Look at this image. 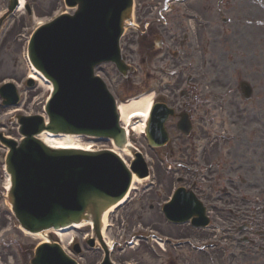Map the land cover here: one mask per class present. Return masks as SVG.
Here are the masks:
<instances>
[{"label": "water", "instance_id": "95a60500", "mask_svg": "<svg viewBox=\"0 0 264 264\" xmlns=\"http://www.w3.org/2000/svg\"><path fill=\"white\" fill-rule=\"evenodd\" d=\"M74 1L80 2L76 15L64 16L50 24L47 29L39 30L29 50L35 67L53 81L55 86L53 98L48 105L52 120L51 127L61 132L88 130L101 136L115 135L119 132V128L114 105L104 86L94 78L92 70L95 64L117 55V40L121 33L119 25L121 20L129 17L130 2L129 0H73L72 2ZM21 124L23 134L29 138L22 144V156L19 157L17 150L12 147L10 156L13 163L22 160L20 169H24V164L31 157L26 151L33 150L42 155L52 169L68 170L73 165L81 164L82 169L77 176L87 183L88 188L81 193L83 197L80 199L85 197L84 201L75 195L78 199L77 205L83 204L86 210L100 212L116 202V198L101 184H106L111 178L119 187L118 192L127 187L130 174L125 169H117L112 163H109V166L113 170L103 168L101 165L98 167L91 157L94 155L89 153L69 156L62 152L46 150L38 140L30 138L33 130L28 129V121L23 119ZM10 163L13 169L14 164ZM52 174L53 172L43 177L38 183L34 181L29 190L26 183L20 180L13 186L14 207L27 226L33 230L37 226L32 224L29 217L31 216L29 209L34 208L31 203L28 206L29 198L33 195L34 189L44 185L45 179L55 183L59 174L54 173L53 180ZM61 203L62 197L56 204V216L49 218L46 223L57 224L67 221L69 215L71 216L69 219L76 216L79 218L78 214L83 212L76 213L73 210L66 212Z\"/></svg>", "mask_w": 264, "mask_h": 264}, {"label": "rangeland", "instance_id": "374dc122", "mask_svg": "<svg viewBox=\"0 0 264 264\" xmlns=\"http://www.w3.org/2000/svg\"><path fill=\"white\" fill-rule=\"evenodd\" d=\"M38 2V14L39 16H36V19H27V21L23 24L18 26V22L16 25V22L12 24L11 28L8 30V32L5 34V38H1L0 41V86L5 81H16L21 86L25 85L26 77L29 75L30 72V63L28 60V57L26 55L27 52V46L29 43V39L31 34L33 33L34 29L41 23V22H48L51 20L54 16L58 15L59 12L65 11L67 7H62V4H59V0H36ZM264 2V0H263ZM53 4L55 6H53ZM53 6V7H52ZM50 8V9H49ZM254 12H256L255 7H253ZM61 11V12H62ZM261 17L255 18L253 27L250 29L252 32V51H263L264 50V35H263V44H259L257 41H255V35L259 34L260 32L264 34V28H260L258 25V21L262 20ZM41 19V20H39ZM258 27L260 31L254 29ZM18 29L16 32H20L18 35L12 32V30ZM259 38V35H258ZM251 40H247V44L250 45ZM225 46H230L231 44L224 43ZM224 44L221 43V47H219V50L223 49ZM261 59V58H260ZM109 67V66H108ZM106 67V68H108ZM110 71V68H108ZM100 76L104 77L103 70H99ZM106 76H109V78H112V83L115 84L113 76L110 77L109 74L105 73ZM27 89V88H24ZM31 91V90H30ZM50 95V91L48 89H41L37 88L36 91L33 92H25V97L27 98L20 108L18 109H11L7 110L4 109L0 104V130H2L4 133L20 138L17 125H10L8 124L11 117L16 115V113H23V114H43L44 109L46 106V101L48 100V97ZM138 142V145H142L140 143V139L135 138ZM96 147L100 146H106L108 147V143L102 142L95 144ZM0 253L7 252L8 254V260H11L7 264H26V261L23 258L24 254H26V258H30V254L32 253L33 249L38 244V240L29 236L24 235L19 228H16L15 223L10 220V218H7L9 216L6 215L4 212L7 210V204L4 199V179L6 176L4 167L2 165L5 164L6 159V150L2 149L0 151ZM171 182V180H169ZM172 184V183H171ZM170 187V186H169ZM168 187V188H169ZM171 188V187H170ZM157 199L161 197L160 193L158 192L156 194ZM155 196V197H156ZM141 209H139L138 212H140ZM4 222V224H3ZM14 223V224H13ZM84 228V227H83ZM82 228V229H83ZM76 236L80 238L82 236V232L76 233ZM50 237H53L54 239H57V237L53 234H50ZM4 262L0 260V264H3ZM5 264V263H4ZM27 264H29V259ZM82 264H87V262H82Z\"/></svg>", "mask_w": 264, "mask_h": 264}, {"label": "bare ground", "instance_id": "6f19581e", "mask_svg": "<svg viewBox=\"0 0 264 264\" xmlns=\"http://www.w3.org/2000/svg\"><path fill=\"white\" fill-rule=\"evenodd\" d=\"M21 3V7L19 10L22 9L23 0H20ZM41 20V19H39ZM34 70V68H33ZM30 77L36 79L37 81H40L41 86L43 89H48L50 91V89H52V85L46 82V80L44 79V77L37 71H32L30 72ZM151 100L152 97L150 96H145L143 98H140L138 100H132L126 103H121L119 108L120 109V113L122 115V118L125 120V124L129 125V128L132 127L133 130L136 131V133L138 135H142L145 131V127L147 124V120H148V115H149V111H150V107H151ZM138 116H142L143 120L141 121L140 124H133L132 119L134 117H138ZM43 134H41L40 139L43 140L48 146H50L51 148H75V149H86V150H90L93 149V147L90 144L87 143H82L81 139L79 137L76 136H69V135H62V136H52L46 132H42ZM122 158H124L126 160V162H129V160H127L128 158L132 157V151L129 149H124V150H115ZM134 184H136L139 180L135 177L134 178ZM5 187H9L10 186V178L9 176H7L6 179V183H5ZM85 225V224H83ZM56 234H58V236L60 237V240L62 239V241L64 243H67L69 240V238L71 239L73 237V233H65L61 232V231H55ZM111 232H109L108 234L104 231V237L108 238ZM33 238H36L38 240H40V242H47V237H46V233H42V234H36V235H32Z\"/></svg>", "mask_w": 264, "mask_h": 264}, {"label": "flooded vegetation", "instance_id": "af4514ba", "mask_svg": "<svg viewBox=\"0 0 264 264\" xmlns=\"http://www.w3.org/2000/svg\"><path fill=\"white\" fill-rule=\"evenodd\" d=\"M181 233V232H180ZM169 234H171L172 235V233H169ZM217 259H222L221 257L220 258H217ZM223 261V260H222ZM222 261H217L216 263H220V262H222Z\"/></svg>", "mask_w": 264, "mask_h": 264}]
</instances>
